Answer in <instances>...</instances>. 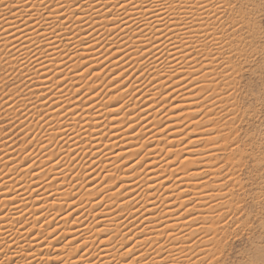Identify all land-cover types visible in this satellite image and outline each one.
<instances>
[{
    "label": "snow or ice",
    "instance_id": "snow-or-ice-1",
    "mask_svg": "<svg viewBox=\"0 0 264 264\" xmlns=\"http://www.w3.org/2000/svg\"><path fill=\"white\" fill-rule=\"evenodd\" d=\"M0 4H4V0H0ZM55 4L56 7H50L45 3V0H39L40 7L46 9L48 13L52 14V17H55L56 27H53L52 18H45L43 12L40 13V19L35 21L37 25L50 28L53 36L58 35V27H67V25L63 24L65 20L63 13L68 6L62 0H55ZM4 7H11V5L4 4ZM249 7L250 5L245 3L244 0H140L139 3L136 0H118L116 4L112 5V8H119L123 12V16H116L112 19V24L118 30L120 24L129 27L131 30L128 21L124 19V16H127L129 20L133 19L128 12L129 9L147 14L142 19L133 20L138 33L135 38L140 40L141 44L147 41V45L143 48L134 49L139 55L138 62L141 64L138 76L132 79L128 78L130 69L124 67L127 64L126 57H128V52L120 48L119 45L115 46V52L119 55V60L115 64L116 70L111 73L107 82L103 80L106 74L104 73L105 64L102 62L100 63L99 71L95 68L89 71V62L81 56L80 59L83 63L82 65H77L74 73L72 68H67L69 73L78 76L81 82L87 83L89 89L86 93L89 101L88 106L92 107L93 111H97L94 101L102 104L105 111L113 117V128H116L120 113L125 112V128H130L132 135H137V128L142 127L140 124V121L143 119L141 113L147 112V108L143 104L137 105L135 108V123L129 119L131 116V112L128 111L129 101L139 99V88L136 84H133V79L142 80L151 73H157L160 77L167 76L166 81L162 85L167 91L166 97L164 92H159V95L156 97H153L151 92L148 94L149 106L152 107L153 111H159L160 107L164 105L165 100L173 101L175 99L174 93L177 92L179 87L184 86L187 90V83L195 81V87L197 88V93L195 94L196 107L199 109L198 115L200 119H192L190 121V128L189 123L185 122V118L180 116L181 123L177 134L181 138L184 152L182 157H177L175 163L176 165H181V171H184L188 176L195 177L197 185L206 186L205 177L211 179L213 173H215L218 183L208 191H204L199 186L195 189L197 193H202L203 196L208 197L207 200L203 201L199 198H193L192 192L188 189L177 186L178 191L182 192L183 196L187 198L186 202L181 204L175 213L177 217L176 225L168 226L162 224L161 228L163 230L159 231L158 238L156 239L144 233V239L137 237L133 240L129 230L122 233L123 240L121 241L115 229L109 231L102 226L97 227L99 224L94 225L98 229V232L106 234L105 237H107L105 240L96 241L95 247L103 251L104 248L110 246L116 253V256L124 258L123 264H231V261L224 259L226 246L232 240L239 239L241 235L252 232L257 227L261 231V242L258 250L256 248L251 249L252 258L247 264H264V126L259 129V139L257 140V133L253 131L252 127L245 126L247 123L246 116L241 115V113L250 111L249 108L245 107L247 103L245 97L249 96L250 93L247 91L246 85L241 83L245 79L242 73L246 70L245 65L248 56H255L256 53L251 51L250 48H242L240 46V43L244 42L243 37L240 38V43L236 42V36L239 35L237 28H240L242 31L245 30L242 21H246L248 24L253 23L247 15ZM88 8H91L92 11H98L94 5L88 3V0H72L74 16L76 15L75 9L84 11ZM260 8L264 9V0H260ZM35 9L36 5L33 4L29 14L34 12ZM229 10H232L231 15ZM171 12H175L177 15H165ZM198 13H206V18L198 15ZM108 15L112 16L111 9H109ZM150 17H154L155 19ZM155 21H159V23L157 24ZM177 29H182L183 32L177 31ZM69 31H71L70 28ZM259 32L261 67L264 69V24L260 26ZM148 33H151V35H148ZM36 36L39 40L55 47L51 39L48 38L47 33L42 29L36 31ZM161 36L184 59L180 60L172 52H168V55L172 56L173 63L165 65L160 61L159 57H156L161 67H150L151 62L145 63L143 52L150 51L149 46L153 48L157 47L156 41L163 43L160 40ZM89 38L95 39L89 33L88 37L81 40V45L91 50L92 46L88 44ZM36 43V41H33L34 45ZM69 43L71 44V41ZM100 47V41H97L96 50L99 51ZM125 47L132 46L127 45L125 42ZM37 50L40 51L38 47ZM157 50L159 51V49ZM29 52L30 58L28 63H31V58H35L36 64L46 67L43 61L35 56V53H31V50ZM42 55H49L47 49L42 51ZM65 55H68V53H65ZM103 55L107 60V47H105ZM161 55H163V52ZM49 58L51 57L49 56ZM14 59L18 58L14 57ZM116 59V55H113L112 60ZM19 62L24 64L23 59H20ZM61 63L64 62L61 61ZM25 67H27L26 64ZM65 67H67L66 64ZM178 68L180 69L179 72H177ZM13 70L15 71L16 69ZM32 71L37 77L41 76L40 70L35 65L32 66ZM188 71H190V75L185 77L184 73ZM52 75L56 76L55 80L52 79V76H45L41 81V87L47 90V96L40 95L38 103L48 108L50 107L49 101H51V105H55L52 111H55L58 117L61 115L67 117L68 110L64 107L63 101L54 99L52 92H59L65 100H69V105L74 104V100L66 95V91H72V88L68 87L70 77L65 76L63 70L60 71L59 75H56L55 72ZM262 76H264V72H262ZM25 77L31 80V77L27 76V73L22 72L19 77L20 83L24 85V89H27L32 96L36 97L37 94L27 84H24ZM126 79L127 83H124ZM201 79L207 86L201 83ZM45 80L47 83H44ZM96 81H101L103 86L99 88L95 86ZM155 82V76L148 81L153 90H155ZM13 85L16 87V98L27 101L33 108H36V103L28 99L24 94V89L20 85H17L16 81H13L12 85L5 84V89H7L5 96L9 100L12 98L13 94L10 89ZM73 87L75 88L74 96L80 98L83 91L82 84L78 85L73 81ZM130 87L131 91L129 90ZM105 94L107 95L105 96ZM181 99H183L182 96ZM153 100L156 102L155 105L152 104ZM262 100H264V82H262ZM112 101L115 102V105H118V108L113 107ZM218 101L219 104L217 103ZM5 103L7 107H13L14 111L20 112L21 115L24 114L21 112L19 105L13 106L7 100ZM81 103L83 104V101ZM201 104L203 105L202 107ZM220 105H223V107ZM171 108L174 116L183 112V108L179 102L172 103ZM167 111L168 109L165 108L166 118ZM78 112L79 109H74L72 115H77ZM216 112H219V117H217ZM99 114L104 116L103 113ZM38 115L39 120L36 121L37 127H42L43 124L48 123L50 116L47 111L38 110ZM261 118L264 119V103L261 104ZM104 119H107V117H104ZM205 120L210 123H205ZM218 120L222 128L217 127L214 131H205L203 136L192 132V128H195L197 125L200 126L201 131H204L210 125H217ZM48 126L54 127L52 124ZM89 127H92V125L89 124ZM61 131L65 130L61 129ZM159 131L165 137L171 131L170 127L166 130V119L161 121ZM186 133L189 134L185 137ZM194 136L195 139H193ZM69 139H71L70 135ZM104 139L107 140L109 137L105 135ZM138 139L143 140L145 137L141 133L138 135ZM45 140L48 141L47 144L44 143ZM35 142H37L35 136L28 138L23 150V155L27 156V159L17 169L22 175L26 173L29 177H38L40 172L44 171V168L40 164V157L33 158V155L28 152V148ZM54 142V140H50L45 136L43 140L38 142L37 146L46 154ZM205 144H210L211 150L208 147L201 148ZM139 147L140 150L145 152V155H150L147 151L151 148L150 144H141ZM165 151L170 153V160L172 156L176 155V145L174 143L169 144ZM201 152L211 157V159L198 161L196 157ZM113 154L116 155L120 163L124 164L125 171L131 168L133 175L136 174L137 169L143 172L145 165L148 163V160L144 156H141L140 151L130 153L127 160L124 152ZM189 154H191V157ZM136 157L139 158L136 159ZM45 159L49 164L63 173L62 165L65 161L60 154L54 153L52 157L45 156ZM29 160H31V163H29ZM76 161L77 154L73 151L68 163L74 166ZM95 163V160H93V164ZM109 163L117 171L121 170L120 164L112 161H109ZM192 164L197 165V171L190 172L188 170L189 165ZM202 164H208L209 168H204L201 166ZM38 167L40 168V172H37ZM169 167H172V165L170 164ZM101 174L107 176V179L97 189L98 195L95 197L97 207H107V201H103L102 198L108 192L112 193L109 199H112L115 206L116 200L114 197L117 194L123 196L124 192L134 191L124 188V192H121V186L124 184L123 180L119 184L114 185L115 190H113V186H108V181H115L116 176L109 173L107 166L101 170ZM174 175L176 179H181L179 173H175L174 171ZM85 176H87V173H85ZM52 179H56V177L53 176ZM77 179H79V176ZM46 183H51V180H46ZM168 183L171 184L172 180L169 179ZM93 186H95V181H93ZM5 187L7 186L5 185ZM34 190L33 188L28 189L29 192ZM12 192L13 190L10 189L7 197L10 198L12 206L16 207V199L12 195ZM16 195L20 196V199H24L20 193H16ZM36 197L41 204V212L44 211L45 200H47L49 205L55 206L57 204L56 196L51 192L46 197H40V193L36 192ZM48 197H51V199H48ZM69 199L72 201L71 206L63 209L67 215H61V212H57L50 222L45 217L44 223H41L40 216L37 215L36 224L31 225V227L21 224L20 228L17 229V231L21 232V240L29 243L28 237L31 238V241H37L38 236H43L42 248L44 245H47L51 252L55 245L49 244L48 241L60 240L57 238V228L52 227V225H57L59 219L67 223L77 206L75 194L70 193ZM136 203L138 202L133 198V208H135ZM80 205L83 207V199H81ZM198 205L209 210L203 219L195 212ZM5 209L4 212L7 213ZM95 210L94 208L93 212ZM136 210L139 211V209ZM49 216H51V212H49ZM0 219H4V217L0 216ZM98 219L99 217H97ZM256 219L259 220L258 225L255 223ZM76 222L75 219L72 220V223ZM181 224L183 227L178 229L177 226ZM36 225L46 230L51 229V231L47 232V234L38 233L37 235H33L32 229ZM193 225L196 227H193ZM184 228L190 229V234L185 233ZM178 230L180 235L176 234ZM25 231L28 233V237L23 235ZM150 231L153 230L150 229ZM113 237H116V239L114 240ZM63 238V242L59 244L63 245L64 252H67V249L70 247L76 248L75 255L80 258L79 264H94L96 260L95 256L89 258L84 255L85 250L89 247V242L84 239L83 234L72 239H69L68 236H64ZM117 241H119V246H117ZM161 241L165 242L162 243ZM168 245H171V248ZM145 249L148 251H145ZM9 253H12V255H9ZM176 253H179V257H182V259ZM0 256L3 257V259H0V264H18L19 260H24V264H33L34 260L36 264H65L63 257L59 253H57L56 259H52L49 256L37 260L33 247L21 248L15 240L11 244L7 241L0 243ZM68 264H71V262L69 261ZM100 264H104V262L100 261ZM111 264H116V257L112 258Z\"/></svg>",
    "mask_w": 264,
    "mask_h": 264
},
{
    "label": "bare ground",
    "instance_id": "bare-ground-1",
    "mask_svg": "<svg viewBox=\"0 0 264 264\" xmlns=\"http://www.w3.org/2000/svg\"><path fill=\"white\" fill-rule=\"evenodd\" d=\"M68 7L65 12V20L63 24L67 27L60 26L57 28L58 35L53 36L51 29L37 25L36 20L40 19V13L43 12L45 18H52L53 27L55 25V17H52L51 13H48L46 9H43L39 5V0H4V4L11 5V7H4V4H0V120L11 128L7 134L0 130V216L4 219H0V243L7 241L9 244L13 240L21 246V248L33 247L36 254L37 260L47 258L51 256L52 259L57 258V253L63 257L65 264L70 261L71 264H79L80 258L75 255L76 248H68L67 252H64L63 245L59 243L63 242V237L68 236L69 239L77 237L83 234L84 239L89 242V247L85 250L84 255L89 258L95 256L96 260L94 264H100L103 261L104 264H111L112 258L116 257V264H123V257L116 256L114 250L109 246L100 251L95 247V242L99 240H105L106 234L98 232V229L94 227L102 226L105 229L111 231L115 229L116 234L123 240V232L130 230L132 239L135 240L137 237L144 239V233L154 239L158 238L159 231L163 230L161 225L173 226L176 225L177 217L175 215L179 206L186 202V197L183 193L178 191L177 186L180 188L188 189L192 192L193 198H199L200 200H207L208 197L197 193L195 189L199 186L204 191L216 186L218 183L215 173L212 178L205 177V185H197L196 178L188 176L184 171H181V165H176L175 161L177 157H182L184 149L181 145V138L177 134V130L180 127V116L185 118V122L189 123L191 128L192 119H200L198 115L199 109L196 107V93L197 88L195 87V81L187 83V90L184 86L178 88L177 92L174 93L175 99L173 101L165 100L164 105L160 107L159 111H153L152 107L149 106L148 94L151 92L153 97L159 95V92H164L165 97L167 96L166 89L162 86L166 81L167 76L160 77L157 73H151L146 78L133 79V84H136L139 88V99L135 101H129V109L131 116L129 119L135 123L137 105L143 104L147 108L146 113H141L143 119L140 121L142 127L137 128V135L131 134L130 128H125L126 116L125 112H121L118 118L116 128L112 127L113 117L109 115L102 104L94 101V105L97 111H93L92 107H89L88 97V86L86 82H81L78 76H74L72 73L67 71V68H72L73 73L76 71L77 65L83 63L80 57L83 56L84 60L89 62V71L95 68L97 71L100 70V63L105 64L103 77L105 82L108 81V77L115 71V64L119 60V55L115 52V46L119 45L120 48L128 52L127 64L124 67H128L129 79L137 77L141 68L139 61V55L134 50L136 48H143L147 45V41L141 44L140 40H137L135 36L138 34L133 24V20L142 19L146 13L139 11H133L129 9L128 12L132 16V20H129L127 16L124 19L128 21L131 26L125 27L120 24L119 30L112 24V19L116 16H123V12L119 8H112V5L116 4L118 0H88L89 4L95 6L98 11H92L88 8L84 11L81 9H75L76 15H73L72 0H62ZM137 3L140 0H136ZM245 3L249 4L250 7L253 5V0H244ZM45 3L50 7H56L55 0H45ZM36 5L34 12L30 13L32 5ZM151 7V5H149ZM248 8L247 15L249 16L251 8ZM111 9L112 16L108 15V11ZM58 10V9H57ZM239 10V9H238ZM162 11V10H161ZM230 15L232 10H229ZM177 15L175 12L167 13ZM198 15L206 18V13H198ZM83 18L82 20L77 18ZM155 19L154 17H150ZM249 19L251 20L250 16ZM71 21V23H69ZM157 24L159 21H155ZM244 23L245 30L237 28L239 35L236 36V42L240 43V38H244V42L240 43L242 48L247 46H253V38H256V32L253 27V23ZM143 27V25H141ZM69 28L71 31H69ZM43 30L47 33L49 39L55 47L46 44L44 41L39 40L36 36V31ZM177 31L183 32L182 29ZM91 34L95 39H88V44L92 46L89 50L81 45V40L88 37ZM151 35V33H148ZM159 35V34H157ZM142 39V38H141ZM175 39V37H173ZM159 41H156L157 47L153 48L149 46L150 51H144L143 56L145 57V63L151 62L150 67L160 68L161 64L157 62L156 57H159L165 65L173 63L172 56L168 55V52H172L174 56H177L180 60L184 58L176 53L170 45L167 44V40L163 36L160 37ZM36 41V45L33 44ZM71 41V44L69 43ZM100 41L101 47L99 51L96 50V43ZM105 41H107L105 43ZM251 41V44L249 43ZM127 45L132 47H125ZM178 43V42H177ZM37 47L40 51L37 50ZM107 47L108 59L106 60L103 53ZM253 48V47H252ZM47 49L49 55H42V51ZM159 49V51L157 50ZM35 53V56L39 57L46 67H41L36 64L35 58H31V63H28L30 58V52ZM254 50V49H252ZM256 51V50H255ZM253 51V52H255ZM163 52V55L161 53ZM68 53V55H65ZM256 53V52H255ZM113 55H116L117 59L112 60ZM49 56L51 58H49ZM252 56V55H251ZM14 57L18 59H14ZM20 59L24 60V64L19 62ZM63 61L64 63H61ZM25 64L27 67H25ZM65 64L67 67H65ZM35 65L41 72V76L37 77L32 71V66ZM187 67V65H185ZM198 67V65H197ZM13 69H16L15 71ZM64 71V75L70 77L68 87L72 88L71 92L66 91V95L70 99L74 100V104L69 105V100H65L59 92L53 91L52 97L56 100L63 101L64 107L68 110L67 117L63 115L57 116L52 108L55 105L45 108L43 104L38 103V97L40 95L47 96V90L41 87V81L45 76H52L55 80L56 76L52 75L53 72L59 75L60 71ZM180 69H177L179 72ZM27 73V76L31 77L29 80L27 77L24 78V84H27L37 96L34 97L27 89H24V85L20 83L21 73ZM185 77L190 75V71L184 73ZM156 77V82L153 87L149 85L148 81L152 77ZM16 81L17 85H20L24 89V94L28 99L33 100L36 103V108H33L27 101L18 100L15 96L16 87L13 85L10 89L12 98L9 100L5 96V84L12 85V82ZM73 81L76 84L83 86L80 98L74 96L75 88L73 87ZM44 83H47L45 80ZM124 83H127V79ZM201 83H206L201 79ZM95 86L102 87L101 81H96ZM131 91V87L129 89ZM114 91V90H113ZM107 94H105L106 96ZM181 96L183 99H181ZM13 106L19 105L21 112L13 110V107H7L5 101ZM83 101V104L81 103ZM179 102L183 108V112L173 115L171 108L172 103ZM155 100L152 104L155 105ZM219 104V101L217 102ZM113 107H117L115 102L112 101ZM203 105L201 104V107ZM223 107V105H220ZM165 108L167 111V118L165 116ZM74 109H79L77 115H72ZM38 110L47 111L50 119L47 124H43L42 127H37L36 121L39 120ZM99 113H103L101 116ZM219 117V112H216ZM27 117V119H25ZM107 117V119H104ZM166 119V130L171 128L168 132L167 137L159 131L161 121ZM62 121V123H61ZM71 121V123H69ZM79 122V123H77ZM205 123H210L205 120ZM3 124V123H2ZM52 124L54 127H49ZM89 124L92 127H89ZM219 125H210L204 131H201L199 125L192 128V132L199 133L201 136L205 134V131H214ZM3 128V127H2ZM8 128V129H9ZM6 129V128H5ZM64 129L65 131H61ZM83 129V130H82ZM147 129V131H145ZM6 131V130H4ZM14 132V133H12ZM12 133V134H10ZM115 133V134H114ZM143 134L145 139L139 140L138 135ZM189 133L185 134V137ZM69 135L71 139H69ZM107 135L109 139H104ZM30 136H35L37 142L33 143L28 148V152L33 155V158L39 156L40 164L44 168L43 172H40V168H37V172H40L38 177H29L26 173L23 175L17 169L23 164V161L27 159V156L23 155L25 144ZM47 136L48 139L54 140L55 142L49 147L45 154L41 149L38 148L37 144L40 140H43ZM16 137V138H15ZM195 139V136L193 137ZM47 140L44 141L47 144ZM176 145V155L172 156L169 160L170 153L165 151L169 144ZM141 144H150L151 148L147 151L150 155H145V152L140 150ZM208 147L211 150L210 144L202 145L201 148ZM77 154V161L74 166H71L68 161L69 157L73 153ZM135 151H140L141 156H144L148 163L145 165L144 171L141 172L137 169L136 174L133 175L131 168L124 170V164L117 160L116 155L113 153L124 152L126 160L129 158V154ZM60 154L65 163L62 165L63 173L57 170L53 165L49 164L45 159V156L52 157L53 154ZM223 154V153H221ZM191 157V154H189ZM139 157H136L138 159ZM196 159L199 160H210L211 157L203 154H198ZM95 160V164H93ZM109 161L120 164V171H117ZM167 161V162H166ZM15 162V163H13ZM31 163V160H29ZM7 164V166H6ZM172 167H169V165ZM107 166L110 174H115V181H108V186L119 184L123 180L124 184L121 186V192H124V188H129L134 191L124 192L123 196L117 194L114 199L116 205H113L111 192H108L103 201H107V207L99 208L96 206L95 197L98 195L97 189L101 187L103 181L107 179V176L101 174V170ZM204 168H209L208 164H202ZM190 172L198 170L197 165H189ZM175 173H179L181 179H176ZM87 173V176H85ZM56 179H52V177ZM79 176V179L77 177ZM171 179L172 183L169 184L168 180ZM46 180H51V183H46ZM86 181V182H85ZM95 181V186H93ZM5 185L7 187H5ZM139 186V187H138ZM33 188L34 191L29 192L28 189ZM13 190L12 195L16 199V207L11 204L10 198L7 197L8 191ZM36 192L40 193V197L48 196L51 192L56 196L57 204L55 206L49 205L47 200L44 201V211L41 212V204L38 202ZM20 193L24 199H20V196L16 195ZM76 195V208L72 212V216L66 223L64 220L59 219L57 225L52 227L57 228V238L60 240H50L49 244L55 245V247L49 251L47 245L42 248L43 236H38L37 241H31L28 237V233L25 231L23 235L28 237L29 243L21 240V232L17 231L21 224L26 227L36 224V216H40L41 223L47 221L50 222L57 212H61V215H67L63 209H67L71 206L72 201L69 199V195ZM135 193V195H134ZM133 198L136 203L135 208L132 207ZM51 199V197H48ZM83 199V207L80 205V201ZM191 207V205H190ZM6 208V209H5ZM96 209L93 212V209ZM7 210V213L4 212ZM136 209H139L137 211ZM208 209L197 206L195 212L203 219L204 215L208 213ZM51 212V216H49ZM23 213V214H21ZM186 214V213H185ZM97 217L99 219L97 220ZM75 219L77 222L72 223ZM182 219V217H181ZM19 221V223H17ZM115 221V222H114ZM178 229L183 225H178ZM193 227H196L193 225ZM152 229L153 231H150ZM51 229H43L39 225H36L32 229V234L37 235L38 233L50 232ZM184 232L190 234V229L184 228ZM180 235L179 230L176 233ZM115 240L116 237H113ZM164 243L165 241H161ZM131 243V242H129ZM119 246V241H117ZM15 247V245H13ZM171 248V245H168ZM142 250V249H141ZM19 251V249H18ZM145 251H148L145 249ZM43 253V255H41ZM12 255V253H9ZM154 255V254H153ZM179 257V253H176ZM182 259V257H179ZM0 259H3L0 256ZM126 259V258H125ZM158 259V258H157ZM18 264H24V260H19ZM36 264V261H33Z\"/></svg>",
    "mask_w": 264,
    "mask_h": 264
},
{
    "label": "rangeland",
    "instance_id": "rangeland-1",
    "mask_svg": "<svg viewBox=\"0 0 264 264\" xmlns=\"http://www.w3.org/2000/svg\"><path fill=\"white\" fill-rule=\"evenodd\" d=\"M250 8L251 14H249V16L253 21L256 38L252 39L253 46H247L248 43H245V45L250 48L251 51L256 50V54L255 56H248L247 63L245 65L246 70L242 73V76L245 79L242 80L241 83L246 85L247 91L250 93L249 96L245 97V100L247 101L245 107L249 108L250 111L247 113H241V115L246 116L247 123L245 126L253 128V131L257 133L258 140L259 129L264 126V119L261 118V104L264 103V100H262V82H264L262 72H264V69L261 67V56L259 51L261 47L259 42V29L260 26L264 24V9L260 8V0H253V5ZM249 43L251 44V41ZM8 128L9 127L5 124V121L3 122L0 120V130H3L2 132L8 135L11 130V128ZM255 223L258 225L259 220L256 219ZM260 242L261 231L257 227L254 231L241 235L239 239L232 240L230 244L226 246L224 259L226 261H231V264H247V262L252 258L251 249L256 248L258 250Z\"/></svg>",
    "mask_w": 264,
    "mask_h": 264
}]
</instances>
